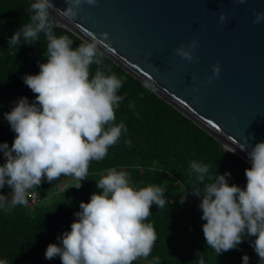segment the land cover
<instances>
[{
  "label": "clouds",
  "instance_id": "clouds-1",
  "mask_svg": "<svg viewBox=\"0 0 264 264\" xmlns=\"http://www.w3.org/2000/svg\"><path fill=\"white\" fill-rule=\"evenodd\" d=\"M97 2L65 0L66 7L61 9L55 0H32L26 9L29 22L8 40L13 47L31 45L43 34L47 43L43 53L46 62L39 63V72L22 77L35 94L34 101L19 97L4 113L15 136L11 147L6 141L0 142L5 158L0 164V189H11L9 195L0 193V209L26 205L30 190L61 176L72 177V186L79 189L87 179L91 162L102 161L109 148L127 136L126 124L116 122V112L125 99L119 94L124 81L105 64L100 47L109 33L100 32L73 47L74 40L68 34L55 32L57 17L72 23L85 4L95 6ZM225 19L221 13L220 21ZM261 20L264 11L254 10L253 22ZM198 46V40L192 39L188 44L181 43L175 53L193 63L199 59L194 55ZM220 71L219 63L214 64L207 82L218 78ZM144 87L154 92L158 85L146 81ZM128 106L135 109L134 102ZM124 143L132 146L130 138ZM240 148L251 162V167L245 169L244 187L229 184L230 172L212 176L209 165L192 160L189 174L195 179L190 183V192L185 188L181 193L180 202L184 203L189 194L201 198L198 207L204 221L202 231L208 249L215 255L237 249L245 238L254 237L249 239L250 246L259 257L258 264H264V141L250 150L247 145ZM96 187L101 191L93 192L88 202L79 203L70 230L57 236L59 244H48L45 258L59 256L62 264L147 261L158 237L153 224L146 221L153 204L157 208L165 206V188L156 184L137 187L129 172L116 168L107 169L96 180ZM204 254L197 251L198 264H205ZM0 264L7 261L0 260ZM148 264H161L160 258L154 257ZM242 264H249L247 254L242 256Z\"/></svg>",
  "mask_w": 264,
  "mask_h": 264
},
{
  "label": "trees",
  "instance_id": "trees-1",
  "mask_svg": "<svg viewBox=\"0 0 264 264\" xmlns=\"http://www.w3.org/2000/svg\"><path fill=\"white\" fill-rule=\"evenodd\" d=\"M30 3V0H0V142H8L9 147L15 133L4 113L11 110L19 97H28L30 103L34 101L35 94L22 77L26 73H38L39 63L46 62L43 53L47 42L43 34L39 42L31 45H8L13 33L29 22L26 9ZM55 32L64 34L57 28ZM68 35L74 40L73 47L83 41L71 32ZM104 62L124 81L119 94L125 99L116 112V122L122 120L126 124L127 136L109 148L102 161L91 162L87 179L79 189L72 186V177L61 176L30 190L43 197V201L34 203L28 198L26 205L0 209V260L7 264H62L59 256L45 258L48 244H59L57 236L70 230L71 222L76 219L74 213L80 210L79 203L88 202L93 192L101 191L96 180L107 169L116 168L129 172L137 187L156 184L165 188V206L157 208L153 204L146 221L153 224L158 237L152 253L147 261L137 260L134 264H148L157 256L161 264H198L197 251L205 253V264H242L244 254L249 256V264H258L259 257L249 243L254 237L245 238L237 249L215 255L208 249L202 231L204 221L198 207L201 198L189 194L184 203L180 202L181 193L185 188L190 192V183L195 179L189 174L190 161L209 165L212 176L230 172L229 184L241 187L246 185L245 169L251 164L236 153L223 150L215 137L146 89L111 59L105 56ZM95 69L93 65V73ZM133 102L134 110L128 106ZM125 138L131 139V147L125 145ZM4 161L0 152V164ZM10 192L8 186L0 189L4 195Z\"/></svg>",
  "mask_w": 264,
  "mask_h": 264
},
{
  "label": "water",
  "instance_id": "water-1",
  "mask_svg": "<svg viewBox=\"0 0 264 264\" xmlns=\"http://www.w3.org/2000/svg\"><path fill=\"white\" fill-rule=\"evenodd\" d=\"M254 10L264 0H98L72 23L57 17L56 28L83 41L108 32L106 57L143 84L155 81L157 95L251 164L240 145L264 141V20L254 23ZM192 39L199 59L189 63L175 49Z\"/></svg>",
  "mask_w": 264,
  "mask_h": 264
},
{
  "label": "built area",
  "instance_id": "built-area-1",
  "mask_svg": "<svg viewBox=\"0 0 264 264\" xmlns=\"http://www.w3.org/2000/svg\"><path fill=\"white\" fill-rule=\"evenodd\" d=\"M28 198L32 201V202H41V201H43L44 200V198L43 197H41L39 194H37L36 192H32V191H30L29 192V196H28Z\"/></svg>",
  "mask_w": 264,
  "mask_h": 264
},
{
  "label": "rangeland",
  "instance_id": "rangeland-1",
  "mask_svg": "<svg viewBox=\"0 0 264 264\" xmlns=\"http://www.w3.org/2000/svg\"><path fill=\"white\" fill-rule=\"evenodd\" d=\"M11 201V197H9V202Z\"/></svg>",
  "mask_w": 264,
  "mask_h": 264
}]
</instances>
